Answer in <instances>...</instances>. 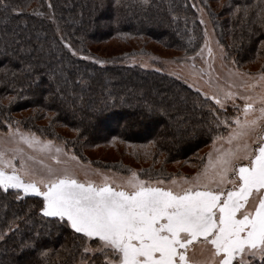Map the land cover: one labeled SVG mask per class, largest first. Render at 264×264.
<instances>
[{"label":"trees","instance_id":"trees-1","mask_svg":"<svg viewBox=\"0 0 264 264\" xmlns=\"http://www.w3.org/2000/svg\"><path fill=\"white\" fill-rule=\"evenodd\" d=\"M192 1L149 0L140 5L122 0L117 7L115 0H9L19 12L0 8V129L19 124L44 136L66 138L52 125L38 123L50 111L51 122L82 132L89 145H122L133 160L149 159L136 169L141 179L169 180L178 170L173 175L166 164L177 161L200 167V150L227 132L224 120L231 121V109H219L199 90L159 71L101 65L83 57L94 53L95 44L129 43L141 36L183 55L195 54L204 32ZM196 1L208 6L207 0ZM262 13L264 0H226L219 10L207 7L216 37L237 67L264 57ZM158 91L168 115L175 113L167 127L156 111ZM210 105L219 111H210ZM33 106L35 113L15 116ZM68 140L73 153L81 155L84 141ZM111 162L105 168L121 174L132 169L121 160ZM21 197L0 191V264L81 260L82 249L75 246L71 230L42 219L33 207L36 198ZM25 242L42 245L46 255L39 248H24Z\"/></svg>","mask_w":264,"mask_h":264},{"label":"snow or ice","instance_id":"snow-or-ice-1","mask_svg":"<svg viewBox=\"0 0 264 264\" xmlns=\"http://www.w3.org/2000/svg\"><path fill=\"white\" fill-rule=\"evenodd\" d=\"M115 4L121 6L122 0ZM0 8L19 12L9 0H0ZM236 95L226 93L225 99ZM241 98L243 119L234 118L229 147L215 160L209 154L204 172L190 180L141 179L136 171L124 177L97 172L99 181L81 179L67 165L40 172L23 159L17 166L15 155L0 151V191L16 199L21 193L36 198L33 207L42 219L70 229L82 249L80 264H264V95L259 114L252 96ZM209 99L224 109L217 94ZM209 109L219 111L214 105ZM232 122L224 120L228 126ZM26 142L30 147L41 143ZM50 148L51 141L42 144V150ZM52 159L61 163L56 155ZM24 248L46 255L37 243L25 242Z\"/></svg>","mask_w":264,"mask_h":264},{"label":"rangeland","instance_id":"rangeland-1","mask_svg":"<svg viewBox=\"0 0 264 264\" xmlns=\"http://www.w3.org/2000/svg\"><path fill=\"white\" fill-rule=\"evenodd\" d=\"M225 1L226 0H207V3L211 9L219 10L224 5ZM192 2L196 5L195 8L198 12L200 21L202 19L205 22L202 24L204 32L202 45L193 55H183L180 51L175 49L165 48L160 43L147 38V36L133 38L129 43L117 40L112 43H98L95 44L93 48L94 53H90L88 57L82 55L85 58L94 59L96 62L102 61L103 63H99L101 65H138L146 69L156 70L173 76L194 89L199 90L209 98L214 93L217 94L218 97L224 101V109H231L233 115L231 121L233 122L231 126H228L227 132L222 136H218L211 144L200 150V155L203 158L201 166L181 164L178 161L175 163H168L166 164L167 169L173 171V175L177 170L178 172L171 179L166 180L167 182H171L172 180H176L177 182L190 180L196 177L197 173L204 172L205 167L209 165V154H211L213 160H215L221 150H226L229 147V133L235 128L234 118L240 116V118L243 119L242 113L245 100L241 97L252 96L254 98V107L257 110V114H259L260 96L264 95V80L261 79L262 73H264L262 68L264 57H261L252 64H245L241 67H237L234 61L227 57L224 47L216 37L211 18L207 14V8L202 6L203 3L201 2L196 0ZM20 6L22 7L23 3H20ZM209 48L211 52H209ZM73 50L74 48L71 47L70 51L75 53ZM229 92L236 93V97L234 99H225L226 93ZM160 94L159 91L156 93V104L158 105L156 111L165 123L164 126L166 125L167 127L168 124L173 123L172 117L175 113L172 111L173 114L168 115V111L163 107V100H161V96L163 95ZM213 101L215 103V100ZM36 107L37 106H33L30 109L25 108L15 116L31 115L37 111V109L35 110ZM125 108L128 109V107ZM52 114L53 112L49 111L45 117L37 120L38 123L47 126L52 125L53 129L59 131V133L66 138H52L51 136H44L35 131L25 129L19 124H8L5 130L0 129V151H6L9 156L15 155L16 159L14 162L17 163V166H19L21 159L40 172H45L48 167L62 168L67 165L71 167L81 179L89 178L96 181L102 178L96 175L97 172L107 176L124 177L128 176L130 171H136L139 166L150 162L149 159H142L140 161L133 160L127 151L123 152L126 146L120 145L119 147L112 148L101 143L89 145L82 132H77L75 128L70 129L62 126L56 121L51 122L50 117ZM123 116L120 117V121L125 120ZM103 127L106 130L107 127L102 126V128ZM22 135L25 139H21ZM68 139H70L73 144H75V142L78 143L79 140L84 141L80 146L83 151L81 155L76 156L73 153L71 148L67 145ZM28 140L33 142L38 140L41 143H34V146L30 147L26 142ZM48 141H51L50 150H42V144ZM56 148H60L61 152L56 153ZM53 155L58 157L61 161L60 164H57L56 161L52 159ZM163 156L164 154L161 155V157ZM73 157H75V159H73ZM120 160L132 167L127 174H121L117 171L105 168V163L107 161H113L111 163H114ZM41 161H43V163H41ZM154 164L155 166L159 165L160 159ZM21 196H24L23 193H21ZM71 264H80V259Z\"/></svg>","mask_w":264,"mask_h":264}]
</instances>
